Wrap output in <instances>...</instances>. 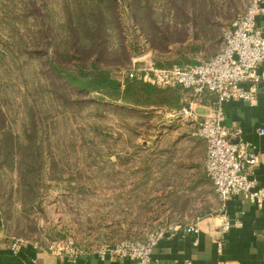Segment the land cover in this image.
<instances>
[{
	"label": "rangeland",
	"instance_id": "rangeland-1",
	"mask_svg": "<svg viewBox=\"0 0 264 264\" xmlns=\"http://www.w3.org/2000/svg\"><path fill=\"white\" fill-rule=\"evenodd\" d=\"M84 1L0 0V94L15 105L33 102L36 122L43 126L37 136L44 147L37 186L27 200L23 201V192L20 196L11 192L17 182L14 172L0 174V208L7 233L37 243L67 238L94 251L124 240L142 241L156 231H180L197 218L215 216L220 204L203 166L200 161L195 168L184 164L198 159L200 147L190 148L193 137L183 134L184 124L175 119L168 123L164 117L144 122L131 106L100 102L93 95L100 104H87L84 95L73 90L63 102L43 88L39 65L43 56L33 60L27 53L41 54L45 47L54 57L64 49V24L78 18L81 7L86 12L89 6ZM117 1L121 39L109 34L110 49L122 43L132 54L131 44L136 43L142 52L129 68L134 61L153 63L148 32L136 21L131 3ZM248 1L140 0V5L149 7L151 13L145 9L142 13L156 20L160 33L169 37L181 31L171 27L180 11L187 13L188 40L159 50L162 59L203 61L220 49L223 29ZM31 4L35 16L30 14ZM12 85L13 94L7 90ZM23 115L22 111L15 115L18 125L24 122Z\"/></svg>",
	"mask_w": 264,
	"mask_h": 264
},
{
	"label": "trees",
	"instance_id": "trees-1",
	"mask_svg": "<svg viewBox=\"0 0 264 264\" xmlns=\"http://www.w3.org/2000/svg\"><path fill=\"white\" fill-rule=\"evenodd\" d=\"M128 1L134 9L136 21L149 34L147 36L153 47L154 57L151 60L154 67L171 68L200 62L185 59L172 61L160 57L162 52L159 53V50L166 51L168 45L174 43L183 45L188 40L185 29L187 20L184 18L187 13L183 9L180 11L181 16L171 26L173 30L181 29V31H175L176 36L169 37L167 33H160L156 20H153L149 14L142 13L143 9L150 12L149 7L140 5V0ZM84 4L89 6L86 12L81 7L77 12L79 17L68 18L64 24L67 32L64 49L57 50L54 57L48 56L45 47L41 54L27 53L33 60H38L40 55L43 56V60L39 63L43 68L42 73L45 81L43 88L49 89L55 97L59 96L63 102H68L69 94L72 95L71 93L74 91L83 94V100L87 104L98 103V101L92 100L91 95H93L94 99H98L100 102L106 101L131 106L138 112L139 119L144 122L151 118L162 119L163 111L178 113L183 106L182 103L180 104V99L185 93H188L193 100L190 90L180 87L159 89L137 77L127 78L121 75L119 71L129 68L130 61L141 54L142 47L136 46V43L131 44L132 54L126 52L122 43H118L117 49H110L109 34L110 37L118 35L116 38L121 39L122 26L117 0H85ZM181 4L179 3L180 6L183 5ZM31 5L30 14L35 16L36 8L33 4ZM59 41L61 42L62 39ZM190 50L195 53L197 48ZM1 55L4 56V53ZM7 90L13 94L14 85ZM71 90L73 91L70 92ZM207 95L211 98L212 106H214L215 99L212 95L203 93L199 100ZM96 108H99V105ZM19 111L24 114L22 117L24 122L21 125L17 124L15 117ZM158 111L163 113L160 114ZM36 121L38 119H35L32 101L24 100L23 103L15 105L12 98L5 93L0 94V174L3 171L14 172L17 182L15 189L12 188L11 192H18L19 196L23 192L24 198L34 191V186H37L35 182L43 164L42 151L44 147L37 136L39 130L43 132V126ZM193 133L191 135L193 138L202 140L193 136ZM25 200L27 198L23 199V201ZM0 213L4 225L7 227L6 218L1 208Z\"/></svg>",
	"mask_w": 264,
	"mask_h": 264
},
{
	"label": "built area",
	"instance_id": "built-area-1",
	"mask_svg": "<svg viewBox=\"0 0 264 264\" xmlns=\"http://www.w3.org/2000/svg\"><path fill=\"white\" fill-rule=\"evenodd\" d=\"M261 15H264V0H249L245 10L223 29L219 51L197 64L158 68L153 63L135 65L137 61H134L128 70L121 72L127 78L137 77L159 89L180 87L190 90L193 101H199L203 93L214 97L215 105L200 119H196L190 104L172 117L197 120L193 136L204 142L203 170L220 204L217 214L222 217V223L219 229L221 236L216 240L218 254L222 252L223 234L233 225H240L238 221L233 223L226 217L227 202L236 198L257 207L264 206V186H258L252 177L258 164L255 146L241 138L239 129L227 128L223 110V105L230 100L256 105L257 94L264 88V71H257L264 63V36L257 26V18ZM199 221L200 218L195 219L180 232L197 236ZM175 232L178 231H156L142 241L124 240L93 252L99 259L112 257L134 264H151L153 251L159 242ZM28 242L36 249H45L55 257H65L71 261L86 257L91 252L67 238L53 240L43 247L40 243L19 237L11 238L10 251L17 254ZM193 244L196 245L197 241L194 240Z\"/></svg>",
	"mask_w": 264,
	"mask_h": 264
},
{
	"label": "crops",
	"instance_id": "crops-1",
	"mask_svg": "<svg viewBox=\"0 0 264 264\" xmlns=\"http://www.w3.org/2000/svg\"><path fill=\"white\" fill-rule=\"evenodd\" d=\"M257 26L264 36V15L257 18ZM257 71H264V63ZM211 102L208 95L199 101H193L190 95L185 93L180 99V104L183 105L180 110L190 104L196 119H200L210 112L213 107ZM223 110L227 128L239 129L241 138L254 144L258 164L252 177L258 186H264V88L257 94L256 105L230 100L223 105ZM158 112H164L162 115L168 119V123L175 119L176 122L184 124L183 132L187 139L192 137V133L197 129V120L182 116L172 117L175 111ZM195 144L200 146L196 147L199 148L198 159H191L192 161L184 164L195 168L200 161L199 167L201 165L202 168L205 145L202 140L192 138L189 146L194 151ZM225 214L231 222L238 221L240 225H233L223 234L221 254L217 253L216 240L221 236L219 229L222 217L218 214L205 215L198 222L200 231L197 236L184 235L180 231L166 235L153 251L151 264H264V206L257 207L251 202L235 198L227 202ZM13 237L7 233L0 213V264H134L129 260L112 257L99 259L93 251L86 257L71 261L65 257H55L45 249H36L29 242L17 254H13L10 251V241ZM194 240L197 241L196 245L193 244ZM47 244L48 242H45L41 245L45 247Z\"/></svg>",
	"mask_w": 264,
	"mask_h": 264
}]
</instances>
